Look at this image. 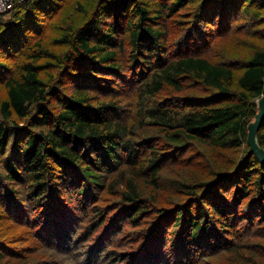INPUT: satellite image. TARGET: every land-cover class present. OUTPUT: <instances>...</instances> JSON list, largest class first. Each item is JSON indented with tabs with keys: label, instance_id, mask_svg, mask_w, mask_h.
I'll list each match as a JSON object with an SVG mask.
<instances>
[{
	"label": "trees",
	"instance_id": "obj_1",
	"mask_svg": "<svg viewBox=\"0 0 264 264\" xmlns=\"http://www.w3.org/2000/svg\"><path fill=\"white\" fill-rule=\"evenodd\" d=\"M67 3L16 1L0 16V208L37 228L40 247L58 256L52 264L74 256L80 264H206L259 254V242L245 241L264 239V163L247 139L264 93V49L238 55L252 47L238 43L225 49L226 61L213 55L218 42L260 22L264 1L96 0L80 25L49 41ZM191 5V23L183 34L178 23L170 40V21ZM56 44L68 49L58 54ZM256 141L264 150V119ZM242 145L246 156L205 182L163 174L194 166L201 147L213 154ZM170 185L178 200L154 209ZM142 186L153 189L150 198ZM102 189L115 197L112 215L89 204ZM151 211L143 242L110 252L124 224L139 226ZM85 219L94 223L77 228ZM2 236L0 260L12 254Z\"/></svg>",
	"mask_w": 264,
	"mask_h": 264
},
{
	"label": "rangeland",
	"instance_id": "obj_2",
	"mask_svg": "<svg viewBox=\"0 0 264 264\" xmlns=\"http://www.w3.org/2000/svg\"><path fill=\"white\" fill-rule=\"evenodd\" d=\"M95 4H96V0H71V1L68 0L65 9L56 18L53 17L50 31L48 35L46 34L47 39L51 41L55 37L58 38L59 35H61V33H66L68 29L67 27L69 25H72L74 27L80 25L81 22L86 17V15L87 14L88 16L90 15ZM193 7L195 6L191 5L181 10L180 13L177 15V17L173 18L170 21V25H169L170 27L169 31H171L170 40L174 39V37L172 38V36L176 37L178 35L175 31H172L174 30V28L177 26L178 23H181L180 26L177 27L179 29L177 31L179 34H183L186 27L189 25V23H191L192 12H194ZM259 8L261 9V15H262L260 22L259 23L257 22L253 27H250L249 29L245 28L244 30H242L239 36L232 37L225 42L224 41L218 42L214 48L215 53L213 55V60L226 61L229 57H231V55L230 53H226L225 49L227 47L237 48L238 43H240L241 45H247L248 47H251L249 45H252V47L248 49H236L238 55H241L242 52L252 51L255 48L264 49V36L263 37L261 36L262 32L264 31V7L259 5ZM195 11H198V9H195ZM247 31L250 32V35L254 34L255 36L245 37V33ZM54 47H55V51L58 54H62L66 51V49H68V46L66 44H61V45L56 44ZM50 72L53 73L52 70H50ZM5 95L6 93L4 87L0 82V100L4 99ZM126 115L127 112L124 111L123 116L126 117ZM201 150H204L206 154L201 151L202 153L199 154V158L197 162L191 168L189 167L187 169H175V170H172L171 168H166L165 171H163V174H166L168 176V179L170 180L171 179L176 180L174 176L176 174H185L186 177L180 176V178L190 179V180L196 178L198 181L197 183L199 184L205 182L206 179H208L209 175H212L213 173L215 175H218L219 173H221L222 169H227L229 164L233 165L246 156V150L244 149L243 145L241 148L236 149V151L233 150L218 151V152H214L213 154L211 153V151H208L206 147H201ZM125 169L127 168H124V170ZM121 171L122 170L120 167L117 170L113 171L111 174H109L108 178H111L112 175L119 176ZM128 175H129L128 172H126L125 181L128 178H131ZM186 182L187 181H185V183ZM194 183H192V185H194ZM171 186L172 185H170V187L167 189L163 188L157 192V198L154 201V203L152 202V206L155 207L154 209L160 210L161 207L171 208L169 206L172 203H174L176 200H178L179 193L173 191L171 189ZM223 186H225V184ZM117 188L120 190L123 189L122 182H120V185H118ZM142 188H143V194L148 198H150L149 195L154 193L152 188H146L144 186H142ZM114 199L115 197L110 195L107 190L106 192H104V189H102L99 193L97 200L94 202V199H91L90 200L91 202H89V204H91L92 207L93 206L98 207L100 210L109 211L108 215H112L113 214L112 207H113ZM68 205L75 206L73 205L72 202H69ZM175 208L176 207H174L173 209ZM151 213L152 215H150L149 217H144L142 219L141 224L139 226H134L125 223L122 233H120L114 239L115 244L110 247V252L115 251L117 253H121L122 250L131 248L132 246L141 243V241L144 238L143 236L146 234L147 230H149L151 226H153V216H154L153 213L155 212L151 211ZM7 215L8 214L6 213V210L0 208V232L3 233V236L1 238L2 239L6 238V240L3 243L10 245V247L12 248L11 249L12 254H10V251L6 252L4 250V256L1 258L0 264H52V259L58 256L56 254H52L51 252L45 251L43 250L42 247H40V243L36 232L37 228L24 227L22 224L16 223L13 220H11ZM93 217L94 214L92 218ZM34 220L35 219H33L31 223H34ZM91 223L94 222L89 221V219H85L83 227H82V223L79 221L75 222V225L77 228H83V230H86V227H88L89 224ZM104 226L105 225L98 227L97 225L96 232L102 231L104 229L103 228ZM31 229H33L34 232H32ZM93 230L94 227L92 228V231ZM253 242L254 243L259 242L261 244V246L259 247V252H260L259 254H255V253L253 254L248 250L245 251L242 250L240 254L243 253L244 261L242 260L236 261L238 255L235 256L234 253H225V254H220L214 258H208L206 264H264V255H263L264 239L254 240L249 238L246 239L245 241V243H247L248 246H251ZM250 254L252 255V257L248 258ZM44 259L47 262L44 261V263H42L41 261H43ZM68 261L69 264H80L79 262L80 260L76 256H74V258L72 259L69 258ZM113 264H120V261L114 259Z\"/></svg>",
	"mask_w": 264,
	"mask_h": 264
},
{
	"label": "water",
	"instance_id": "obj_3",
	"mask_svg": "<svg viewBox=\"0 0 264 264\" xmlns=\"http://www.w3.org/2000/svg\"><path fill=\"white\" fill-rule=\"evenodd\" d=\"M257 105H258V114L256 116L255 121L250 125V132L248 135L247 142L250 147L249 153H254L255 156L262 163H264V150L259 146V144L256 141V134L264 119V93L257 100Z\"/></svg>",
	"mask_w": 264,
	"mask_h": 264
},
{
	"label": "built area",
	"instance_id": "obj_4",
	"mask_svg": "<svg viewBox=\"0 0 264 264\" xmlns=\"http://www.w3.org/2000/svg\"><path fill=\"white\" fill-rule=\"evenodd\" d=\"M16 1L22 2L23 0H0V16L9 11Z\"/></svg>",
	"mask_w": 264,
	"mask_h": 264
},
{
	"label": "bare ground",
	"instance_id": "obj_5",
	"mask_svg": "<svg viewBox=\"0 0 264 264\" xmlns=\"http://www.w3.org/2000/svg\"><path fill=\"white\" fill-rule=\"evenodd\" d=\"M3 15V14H2ZM37 238V237H36ZM35 240V239H34ZM34 240H33V242H34ZM36 241H38V240H36ZM94 263V262H93Z\"/></svg>",
	"mask_w": 264,
	"mask_h": 264
}]
</instances>
